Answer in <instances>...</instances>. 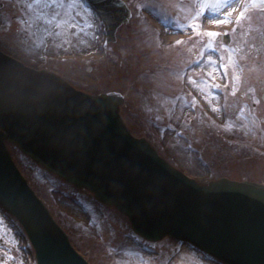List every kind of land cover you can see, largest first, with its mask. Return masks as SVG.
<instances>
[{"label": "water", "instance_id": "1", "mask_svg": "<svg viewBox=\"0 0 264 264\" xmlns=\"http://www.w3.org/2000/svg\"><path fill=\"white\" fill-rule=\"evenodd\" d=\"M91 4L112 40L127 20L123 4ZM121 104L116 95L84 94L0 52V208L24 228L36 264L87 263L27 186L5 143L64 182L91 191L146 239L170 236L227 264H264V186L227 179L200 185L187 178L129 133Z\"/></svg>", "mask_w": 264, "mask_h": 264}, {"label": "rangeland", "instance_id": "2", "mask_svg": "<svg viewBox=\"0 0 264 264\" xmlns=\"http://www.w3.org/2000/svg\"><path fill=\"white\" fill-rule=\"evenodd\" d=\"M123 1L131 2L129 5L135 14L117 30L115 41L107 45V55L103 59L97 55L83 63L51 64L43 60V56L48 54L73 51L85 55L98 51L96 43L101 40L103 30L95 33L91 13H85L86 21H83L82 11L76 9L80 4L77 2L69 7L70 0H57L55 4L52 0H0V50L15 55L29 66L38 64L57 72L84 92H120L124 102L121 114L126 124L131 126V133L146 135L162 157H165L164 152L170 154L188 175L197 178V182L225 173L235 180L262 181L256 179V160H243L240 165L220 170L226 155L214 137L217 130L213 124V129L207 130L212 137H206L202 127L203 131L199 129L198 136L192 140L195 148L204 154V160L195 152L187 151L184 142H178L174 129L169 127V122L176 123L179 117L176 104L178 107L185 105L183 94L181 96L177 91V65L183 69L192 45L183 39L178 40L181 43L176 41L174 44V30L160 31L155 21L147 20L138 7L153 12L167 26L180 31L178 25L184 26V21H187L193 0ZM189 75L193 76L191 72ZM243 132L244 137H249L250 133L256 135V126L245 127ZM9 150L30 187L47 205L77 250L92 264H109L112 242L118 235L130 233L126 220L113 210L103 208L88 192L66 186L14 148L9 147ZM260 166L263 168L264 164ZM208 170L211 173L209 179L204 175ZM8 220L7 215L0 213V264H33V252L21 228L13 219ZM10 222L20 233L11 227ZM99 226L107 238L100 249L93 244V235L99 233ZM119 264H124V261Z\"/></svg>", "mask_w": 264, "mask_h": 264}, {"label": "flooded vegetation", "instance_id": "3", "mask_svg": "<svg viewBox=\"0 0 264 264\" xmlns=\"http://www.w3.org/2000/svg\"><path fill=\"white\" fill-rule=\"evenodd\" d=\"M232 7L235 8V3ZM244 11L246 16L237 21L236 25H232L231 22L217 24L214 20L207 18V11L205 16L196 21L190 19V23L198 26L197 31L205 27L211 29L210 32L215 30V33L220 34L214 42L213 38L212 42L208 41L207 36L200 38L198 42V38L192 40L195 58L198 57L196 48L205 51L191 66L195 71L210 72V61L213 58L211 48L214 45L225 51L223 54L225 64L230 62L231 66L239 67V74L226 76L224 92L220 93L221 103L225 106L222 114L225 118L222 146L225 149L226 158L242 156L244 154L242 144L237 147L230 146L224 139L243 142L244 128L250 129L253 125L256 126V179H264V167L260 166L264 164V3H260L259 0L256 3L250 2ZM232 14V8H227L221 11L219 18L230 21ZM225 33L227 35H224ZM221 35L226 36L223 41L227 42V46L220 44ZM211 82L212 80L205 75L204 80L194 77L189 85L196 102L202 108L204 107L205 111L212 106V94L202 91L201 87L208 88ZM203 119L206 120L204 114ZM192 128L197 134L199 129H202L194 122H192ZM205 136L207 137L206 131ZM129 238L130 236L127 235H118L112 242L109 264H119L120 261H124V264H174V261H176L175 264H185L184 261L181 262L180 252L172 255L166 250V245L162 247V250L155 249L156 247L149 249L140 243L134 245L128 240ZM194 254L192 251L188 252V264H195V261L190 259V256ZM167 256L168 260L165 262Z\"/></svg>", "mask_w": 264, "mask_h": 264}, {"label": "snow or ice", "instance_id": "4", "mask_svg": "<svg viewBox=\"0 0 264 264\" xmlns=\"http://www.w3.org/2000/svg\"><path fill=\"white\" fill-rule=\"evenodd\" d=\"M39 2V0H37ZM251 3H256L257 0H249ZM260 3H264V0H259ZM52 3H57V0H52ZM77 3V0H70L69 7L74 6ZM198 11L196 14L192 17L193 21H196L200 17L205 16V12L207 11V18L214 20L217 24H223V23H229L230 21L227 19H220L219 14L222 10L227 8H232V11H236L235 8L232 7V5L235 3V0H196ZM144 7H147V5H144ZM245 16V12L241 11L240 14L237 16V21L239 22L243 17ZM73 27H75L73 25ZM178 27H189L192 28L194 31L198 27L197 25L193 23H189L186 26H180ZM209 38H213V42L215 38H218L220 34L215 32H207L204 33ZM224 35H227L226 33ZM177 43H181L180 41H177ZM212 51H215V49H211ZM211 62V61H210ZM221 67H224L223 64L220 65Z\"/></svg>", "mask_w": 264, "mask_h": 264}, {"label": "bare ground", "instance_id": "5", "mask_svg": "<svg viewBox=\"0 0 264 264\" xmlns=\"http://www.w3.org/2000/svg\"><path fill=\"white\" fill-rule=\"evenodd\" d=\"M249 1V0H248Z\"/></svg>", "mask_w": 264, "mask_h": 264}]
</instances>
